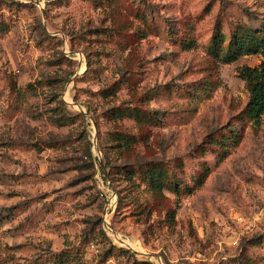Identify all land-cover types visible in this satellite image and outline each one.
Returning a JSON list of instances; mask_svg holds the SVG:
<instances>
[{
    "label": "rangeland",
    "instance_id": "obj_1",
    "mask_svg": "<svg viewBox=\"0 0 264 264\" xmlns=\"http://www.w3.org/2000/svg\"><path fill=\"white\" fill-rule=\"evenodd\" d=\"M232 21L264 29V0H0V264H264V114L246 118L239 75L264 56L208 48ZM89 102L153 107L162 124L125 121L127 158L169 162L189 192L121 193Z\"/></svg>",
    "mask_w": 264,
    "mask_h": 264
},
{
    "label": "trees",
    "instance_id": "obj_2",
    "mask_svg": "<svg viewBox=\"0 0 264 264\" xmlns=\"http://www.w3.org/2000/svg\"><path fill=\"white\" fill-rule=\"evenodd\" d=\"M105 1L109 2L110 0ZM54 3H57V1ZM230 28L229 32L225 33L220 23L215 25L208 47L211 54L220 56L227 61H235L244 55L257 53L264 56V29H251L244 23L238 24L233 21L230 23ZM7 30V28H3L1 32H6ZM89 62L92 64V61ZM95 62L96 60L93 63ZM97 67V63L95 67L92 65L90 67L89 65L85 73L86 76H88L89 71L96 70ZM239 75L246 81L249 93L244 114L254 127H260L262 125V115L264 114V62L254 67L249 65L242 66ZM113 84L114 82L103 89V97H106L107 94L113 95L111 91ZM28 90L27 88L20 94H25ZM155 90L156 88L146 90V101H150L156 96ZM87 111L94 116L97 124V144L105 159L104 163L101 162L103 174L110 178L113 184L118 186L121 193L135 191V195L139 196V193L142 192L141 189H143L156 196L167 189L179 196L189 192L187 190L190 189V186L183 184L179 174L169 162H165L163 159L130 162L127 158L138 139L137 134L131 131L125 121L134 120L139 124L142 122L162 124L161 118L153 107L142 108L136 104L121 102L98 110L89 102L87 103ZM60 120L68 123L75 121V118L72 120V117L64 116ZM208 171L209 169L206 168V173ZM202 178L203 176L198 181ZM135 195L126 193L123 198H132ZM98 237L100 240H109L102 230L98 232ZM105 250L104 255L106 257L114 254V252L130 254L129 251L121 249L111 242L107 243ZM70 254V251L66 252L63 250L55 254L53 262L55 264H63V262L70 259ZM106 259L104 258L103 260ZM50 260L51 258L48 259V261Z\"/></svg>",
    "mask_w": 264,
    "mask_h": 264
},
{
    "label": "bare ground",
    "instance_id": "obj_3",
    "mask_svg": "<svg viewBox=\"0 0 264 264\" xmlns=\"http://www.w3.org/2000/svg\"><path fill=\"white\" fill-rule=\"evenodd\" d=\"M70 98V97H69ZM129 243V242H128ZM138 245V244H137Z\"/></svg>",
    "mask_w": 264,
    "mask_h": 264
}]
</instances>
